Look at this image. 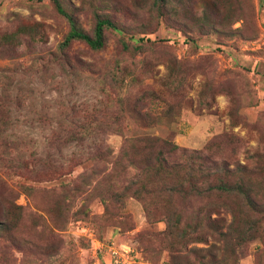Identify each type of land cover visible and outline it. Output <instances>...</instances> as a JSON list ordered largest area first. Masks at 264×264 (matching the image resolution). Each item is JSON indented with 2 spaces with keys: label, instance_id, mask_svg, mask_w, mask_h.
Masks as SVG:
<instances>
[{
  "label": "rangeland",
  "instance_id": "rangeland-1",
  "mask_svg": "<svg viewBox=\"0 0 264 264\" xmlns=\"http://www.w3.org/2000/svg\"><path fill=\"white\" fill-rule=\"evenodd\" d=\"M57 2L112 27L0 0V264H264V0Z\"/></svg>",
  "mask_w": 264,
  "mask_h": 264
},
{
  "label": "trees",
  "instance_id": "trees-1",
  "mask_svg": "<svg viewBox=\"0 0 264 264\" xmlns=\"http://www.w3.org/2000/svg\"><path fill=\"white\" fill-rule=\"evenodd\" d=\"M49 1L53 4L57 13L66 17L67 20L69 21L68 17L63 13L61 8L59 7L57 0H49ZM108 27L109 28L112 27L111 22H109L106 19L98 20L95 23L92 35H88L86 33H83L82 31L75 29L73 26H71V23H70L69 32L66 38L64 39V44H67L70 41H81L89 49L98 50L103 46V30Z\"/></svg>",
  "mask_w": 264,
  "mask_h": 264
},
{
  "label": "built area",
  "instance_id": "built-area-1",
  "mask_svg": "<svg viewBox=\"0 0 264 264\" xmlns=\"http://www.w3.org/2000/svg\"><path fill=\"white\" fill-rule=\"evenodd\" d=\"M107 250L111 255H117V251L113 247H108Z\"/></svg>",
  "mask_w": 264,
  "mask_h": 264
}]
</instances>
